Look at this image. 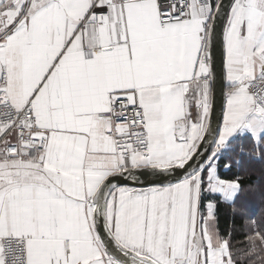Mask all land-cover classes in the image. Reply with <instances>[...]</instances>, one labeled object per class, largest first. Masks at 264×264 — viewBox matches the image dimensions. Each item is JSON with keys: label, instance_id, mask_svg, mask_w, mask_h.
<instances>
[{"label": "snow or ice", "instance_id": "6c2138e0", "mask_svg": "<svg viewBox=\"0 0 264 264\" xmlns=\"http://www.w3.org/2000/svg\"><path fill=\"white\" fill-rule=\"evenodd\" d=\"M0 264H264V0H0Z\"/></svg>", "mask_w": 264, "mask_h": 264}, {"label": "trees", "instance_id": "16d2710c", "mask_svg": "<svg viewBox=\"0 0 264 264\" xmlns=\"http://www.w3.org/2000/svg\"><path fill=\"white\" fill-rule=\"evenodd\" d=\"M255 168L258 170L260 168V165L259 164H256L255 165ZM249 200L252 201V207L253 209L257 208L259 206V203L258 201L255 200V197H249Z\"/></svg>", "mask_w": 264, "mask_h": 264}, {"label": "water", "instance_id": "95a60500", "mask_svg": "<svg viewBox=\"0 0 264 264\" xmlns=\"http://www.w3.org/2000/svg\"><path fill=\"white\" fill-rule=\"evenodd\" d=\"M217 102H218V103H221L222 101H221V100H218Z\"/></svg>", "mask_w": 264, "mask_h": 264}]
</instances>
